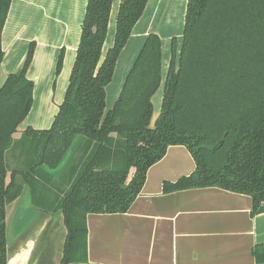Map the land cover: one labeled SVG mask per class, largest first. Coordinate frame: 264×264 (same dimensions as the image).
<instances>
[{"label": "trees", "instance_id": "obj_1", "mask_svg": "<svg viewBox=\"0 0 264 264\" xmlns=\"http://www.w3.org/2000/svg\"><path fill=\"white\" fill-rule=\"evenodd\" d=\"M147 2L119 0L113 45L102 56L112 0H87L64 99L49 129L27 127L14 138L32 106L33 82L26 74L34 43L19 71L0 88V264L7 263L6 207L24 187L33 206L63 216L60 264L82 263L86 216L126 213L147 170L174 146L187 149L195 169L175 183H163L162 192L216 187L250 196L251 216L264 212V0H187L182 42L177 54L172 38L154 127L151 100L162 80L156 34L145 37L117 99L105 111V88ZM10 4L0 0V63ZM63 57L62 49L56 77ZM16 148L22 152L20 166L7 182L5 157ZM43 179L65 185L50 204H44L45 192L38 187ZM251 254L263 264L264 243Z\"/></svg>", "mask_w": 264, "mask_h": 264}, {"label": "crops", "instance_id": "obj_2", "mask_svg": "<svg viewBox=\"0 0 264 264\" xmlns=\"http://www.w3.org/2000/svg\"><path fill=\"white\" fill-rule=\"evenodd\" d=\"M86 3L11 0L1 35L2 85L9 74L19 71L29 45L34 43L26 74L33 82L32 106L14 138L27 127H51L68 85ZM112 4L107 34L114 35L119 0H112ZM186 6L187 0H148L105 88V108L117 99L149 34L161 39L162 80L158 89L163 87L171 60L168 42L176 39L178 54ZM62 49L63 66L56 77ZM105 52L103 46L102 56ZM114 82L116 86L110 88ZM194 169V159L185 147H169L162 159L147 170L141 193L126 213L86 216L87 259L72 264H257L251 250L264 243V212L251 216L250 196L216 187L162 192L163 183H175L190 176ZM18 199L11 204L16 205ZM19 210L20 206L16 212H5L6 264H60L66 237L62 214ZM43 234L38 244L36 240Z\"/></svg>", "mask_w": 264, "mask_h": 264}, {"label": "rangeland", "instance_id": "obj_3", "mask_svg": "<svg viewBox=\"0 0 264 264\" xmlns=\"http://www.w3.org/2000/svg\"><path fill=\"white\" fill-rule=\"evenodd\" d=\"M182 30H183V28H182ZM106 35L107 36L105 38L106 41L104 43L105 44L104 48L107 50L113 44V41H114L113 36L114 35H113V32L112 33L109 32V34H106ZM171 41L168 42V50H169V52H170ZM0 72H1V69H0ZM1 79H2V77H1V73H0V87L2 86V83H3V82H1L2 81ZM115 86L116 85H115V82H114L110 86V88L111 87L113 88ZM162 94H163V89L161 87L160 90L156 94L157 96L153 100V106H154L153 118H155V119H156V117L158 116V114L160 112V107L161 106L159 105V103H161V99L160 98H161ZM112 105L111 104H107L106 105L107 108L105 109V111H108L109 109H111ZM153 118L151 119V122H150L152 127H154V125H155V123H154L155 120H153ZM21 154H22V152L19 151L17 148L15 150L7 152L6 157H5L6 158L7 168H8V171H9L7 173V182L9 181L10 171L17 169L18 166H20V156H21ZM68 158H69V156L64 159V161L62 162L60 167L66 165V163L68 161ZM53 177H54L53 179L58 178V174L54 175ZM17 181H18V183H22V179L20 177H18ZM37 182H38V187L41 186L42 191L44 190V192H45L44 193V198H43L44 199L43 200L44 204H50L53 200H55V195L54 194H56V193L58 194V192H60L62 189H65V185L64 184H58V183H56L54 181H48V180L46 181V180L43 179V180H37ZM23 193H25V194H23ZM17 202L18 203L16 205H15V203H14V205L13 204H9L10 206L8 205L7 206L8 208L6 207L7 208L6 212H16L17 207H19V206H20V210L18 212H32V211H34L33 208L37 209L38 210L37 212H44L39 207L33 206L32 204H30V197H29L28 191L26 190V187L23 188L22 194L20 195V199H18ZM31 206H33V208ZM53 214H56V213H54V211H53ZM8 226H10V224ZM43 237H44V234L43 235H39V237L36 240L38 244L43 241ZM8 239H9V241L11 240L10 233H9V238Z\"/></svg>", "mask_w": 264, "mask_h": 264}, {"label": "water", "instance_id": "obj_4", "mask_svg": "<svg viewBox=\"0 0 264 264\" xmlns=\"http://www.w3.org/2000/svg\"><path fill=\"white\" fill-rule=\"evenodd\" d=\"M71 152H72V149H71V150L68 152V154H67V156H66V157H68V156L70 157V155H71ZM69 154H70V155H69ZM66 157H65V158H66ZM61 164H62V163H61ZM61 164H60V165H61ZM60 165H59V167H58V168H57V170H56V171H57V172L55 173L56 175H57V174L59 175V174H60V172H61V170H62V169H63V167H64V166L60 167ZM30 204H31V203H30ZM31 207L33 208V206H31ZM33 209H35V208H33Z\"/></svg>", "mask_w": 264, "mask_h": 264}]
</instances>
